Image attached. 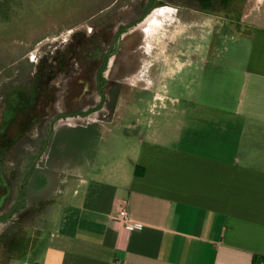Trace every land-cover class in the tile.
Wrapping results in <instances>:
<instances>
[{
  "label": "crops",
  "instance_id": "obj_1",
  "mask_svg": "<svg viewBox=\"0 0 264 264\" xmlns=\"http://www.w3.org/2000/svg\"><path fill=\"white\" fill-rule=\"evenodd\" d=\"M230 32L234 47L212 60L161 53L156 96L126 100L129 117L120 95L111 115L106 99L52 126L48 165L30 168L50 189L47 231L22 264H264V0ZM177 76L184 97L169 95ZM122 207L142 229L116 218Z\"/></svg>",
  "mask_w": 264,
  "mask_h": 264
},
{
  "label": "rangeland",
  "instance_id": "obj_2",
  "mask_svg": "<svg viewBox=\"0 0 264 264\" xmlns=\"http://www.w3.org/2000/svg\"><path fill=\"white\" fill-rule=\"evenodd\" d=\"M251 3L0 0V264H22L38 238L44 241L49 218L40 196L50 189L41 191L40 174L30 168L48 165L44 149L52 126L61 117L98 111L106 98L101 95L111 99L115 93L122 97L117 115L129 117L134 106L126 100L155 98L153 65L163 64L161 53L180 50L212 60L209 50H232L237 35L230 31ZM108 49L113 55L104 74L110 83L95 89L93 71ZM187 59L178 58L171 68ZM200 65H193L197 76ZM178 78L169 81V95L184 97ZM110 103L104 107L109 115L116 111Z\"/></svg>",
  "mask_w": 264,
  "mask_h": 264
},
{
  "label": "flooded vegetation",
  "instance_id": "obj_3",
  "mask_svg": "<svg viewBox=\"0 0 264 264\" xmlns=\"http://www.w3.org/2000/svg\"><path fill=\"white\" fill-rule=\"evenodd\" d=\"M112 52H113L112 49H108L105 52V54L103 55V58H102L100 64L98 65L97 69L95 71H93V73H94L93 77L95 79L94 82L96 83L95 84V89H100L99 85H101L103 82H104V84L110 83V81L109 82L106 81V76H105L104 73H105L106 70L107 71L109 70V69H106V68L110 67V65H108V61H109L110 57L113 55ZM114 82L121 83V81H118L116 79L114 80ZM120 95H121V93H120ZM120 95L117 96L116 93H115L111 99L108 96H106V95H104V96L101 95V99L106 97L105 100L109 99L110 101H112V100L116 101L117 98L120 97Z\"/></svg>",
  "mask_w": 264,
  "mask_h": 264
},
{
  "label": "built area",
  "instance_id": "obj_4",
  "mask_svg": "<svg viewBox=\"0 0 264 264\" xmlns=\"http://www.w3.org/2000/svg\"><path fill=\"white\" fill-rule=\"evenodd\" d=\"M116 218L118 220L123 221L130 229H137V230L142 229L141 224L135 223L130 219L127 208L125 207L119 209L118 213L116 214Z\"/></svg>",
  "mask_w": 264,
  "mask_h": 264
}]
</instances>
